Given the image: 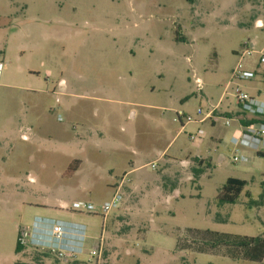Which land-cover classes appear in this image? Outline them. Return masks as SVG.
Segmentation results:
<instances>
[{"label":"rangeland","instance_id":"1","mask_svg":"<svg viewBox=\"0 0 264 264\" xmlns=\"http://www.w3.org/2000/svg\"><path fill=\"white\" fill-rule=\"evenodd\" d=\"M245 43L264 48V0H0V264L34 216L64 218L60 209L90 236L71 264H264L216 245L264 237V157L244 150L249 162L233 163L241 127L224 126L236 85L264 89L260 77L230 81ZM213 107L214 124L200 122ZM78 135L73 155L62 141ZM161 172L166 198L153 190ZM125 174L128 209L111 211L103 231L99 213L72 210L99 211ZM228 178L246 185L219 206ZM101 233V257L87 261Z\"/></svg>","mask_w":264,"mask_h":264},{"label":"built area","instance_id":"2","mask_svg":"<svg viewBox=\"0 0 264 264\" xmlns=\"http://www.w3.org/2000/svg\"><path fill=\"white\" fill-rule=\"evenodd\" d=\"M238 62L230 72V81L240 83L249 82L260 77L264 79V48L256 50L254 45L250 47L248 43L244 44V49L238 55ZM246 58H250L247 67L244 66ZM255 58V60H252ZM1 66V64H0ZM194 83L199 92L203 89V84L200 79H195ZM231 96L235 99L238 107V111L245 117L252 119H259V121L244 126L241 130L240 137L234 143L232 162L235 164H246L249 160L248 156L242 153L240 147H246L254 151L256 154L264 153V89L257 91V96L249 95L235 86ZM198 116L202 115L201 109L196 111ZM213 115V109H211L204 117L200 119V122L210 120ZM190 123L193 119L190 116H184L182 113H176L175 121L182 123ZM230 119L224 120V126L230 125ZM261 121V122H260ZM199 134L201 131L198 132ZM152 169L156 167L155 163L149 165ZM125 174L120 182L115 187L113 195L109 200L103 202L99 211L90 203L76 202L72 205V210L78 213H99L103 218L102 228L103 231L105 217L113 210H117L122 202V187L130 180ZM31 234V232H30ZM27 231L19 233L18 242L20 245L31 244V237ZM44 240L37 242L36 245L48 249L54 253L59 259H73L78 258L85 254V245L88 243L89 234L86 225L78 223H63L60 221H52L48 224V230L43 235ZM95 247L86 253L91 259L97 260L101 257L102 247L104 245V238L102 233L99 237L94 239ZM34 244V243H33Z\"/></svg>","mask_w":264,"mask_h":264},{"label":"crops","instance_id":"3","mask_svg":"<svg viewBox=\"0 0 264 264\" xmlns=\"http://www.w3.org/2000/svg\"><path fill=\"white\" fill-rule=\"evenodd\" d=\"M211 109H213V115H212V118L210 119V122H211V124H214V121L216 120V118L214 119V117L216 115V109L217 108L216 107H213ZM225 113H226V117H227L225 119H230V120L235 119L236 122L239 124V127H241V130H242L243 126L241 125V122L244 121V120H248L247 119L248 117H246V116L244 117L238 111V107H237V110L234 111V112H225ZM134 116H135V112L132 111L131 117H134ZM216 117H217V115H216ZM80 137L81 136L78 135L77 136V139H74V137L69 138V140L65 139L64 141H62L63 142L62 144H65V146H68L69 147V150L72 149V147H77V150L75 151V153L72 152L73 150H70V151H71V153H74L73 155H77L78 153L80 154V151H81V149L83 147V140H84L83 137H81V138ZM240 150L241 151H244V150L252 151L251 149L246 148V147H242V146L240 147ZM244 154L247 155L248 158L250 159V156L248 154H246V153H244ZM69 157L71 158L72 156H69ZM72 161H75V160H71V162ZM248 162H249V160H248ZM152 163H154V162H152ZM68 167H69V165L67 166V169H68ZM79 167H76L75 169L68 170V171L72 175H74V174H76L79 171ZM110 173H111V171H109L108 174L110 175ZM163 175L164 174L162 172L159 174V179L156 180V185L157 186L153 190H155L156 196L161 197V194L163 196L165 194V198H166V197H168L166 195L167 193H163L162 187L159 184V182L161 180V177ZM129 188H130V190H132L131 191L132 193H134V191H137V189H138L137 186H133V187L131 186ZM140 193H142V192H140ZM121 205L124 207L122 210L128 209L127 205L125 204V200H124V202H122ZM60 210H56L54 212V214L56 216V215H59V213H61V214L65 215L64 218L52 217V216H47V215H45V216L44 215H36V216H34L33 221L30 224V228L28 229V233L30 234V232H31L30 235H33L31 237V242L32 243L31 244H25V245H23L21 247V249H20L19 252H15V246H16V243H15L13 255H12L11 258L7 259V264H71L70 261H69V259H67L68 261L67 260H64V259H60V262H58L59 261L58 260L59 258L54 253L50 252L46 248H43V247H40V246H37L36 245L37 242L40 243V242H42V240H44L43 235L46 234V231L48 230V224H50V222H52V221H60V222H63V223H78V224H83V223H79V222H76V221L68 220V216L70 215L72 217L73 215L70 214V213L65 212V210H62V209H60ZM105 242L106 241L104 240V244H105ZM82 256H85V255H82ZM115 256L117 257V255H115ZM90 260L91 261L92 260H95V258L94 259L93 258L91 259L89 256H87V261H90Z\"/></svg>","mask_w":264,"mask_h":264},{"label":"trees","instance_id":"4","mask_svg":"<svg viewBox=\"0 0 264 264\" xmlns=\"http://www.w3.org/2000/svg\"><path fill=\"white\" fill-rule=\"evenodd\" d=\"M259 121V119H249L244 120L241 122V125L247 126L248 124L254 123ZM261 122V121H260ZM264 122V121H263ZM258 156L264 157V153H258ZM197 168L192 169L193 178L196 179L203 173L202 170V160H196ZM246 185V181L240 180L237 178H228L222 187L219 190L218 194V205L222 206L224 204H234L244 189ZM224 240H219L216 242V245H224L230 246L236 249L237 255H232L233 258L241 257L238 255L240 251H242V257L245 260L251 262H261L264 258V237L263 236H256V237H241V238H233L230 237H222ZM22 245L17 242L15 246V252H19ZM199 251H203L202 247H199Z\"/></svg>","mask_w":264,"mask_h":264}]
</instances>
